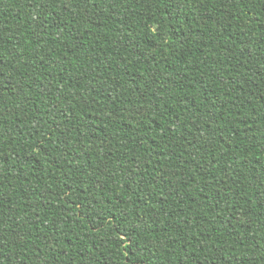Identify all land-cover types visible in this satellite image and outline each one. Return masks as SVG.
<instances>
[{
  "label": "trees",
  "instance_id": "trees-1",
  "mask_svg": "<svg viewBox=\"0 0 264 264\" xmlns=\"http://www.w3.org/2000/svg\"><path fill=\"white\" fill-rule=\"evenodd\" d=\"M0 264H264V0H0Z\"/></svg>",
  "mask_w": 264,
  "mask_h": 264
}]
</instances>
